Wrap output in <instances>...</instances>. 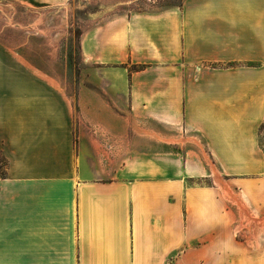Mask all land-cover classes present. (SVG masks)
Returning <instances> with one entry per match:
<instances>
[{"label":"crops","instance_id":"1","mask_svg":"<svg viewBox=\"0 0 264 264\" xmlns=\"http://www.w3.org/2000/svg\"><path fill=\"white\" fill-rule=\"evenodd\" d=\"M80 45L76 114L0 52V264H264V0L116 14Z\"/></svg>","mask_w":264,"mask_h":264},{"label":"rangeland","instance_id":"2","mask_svg":"<svg viewBox=\"0 0 264 264\" xmlns=\"http://www.w3.org/2000/svg\"><path fill=\"white\" fill-rule=\"evenodd\" d=\"M182 2L70 0L62 6L38 9L20 0H0V52H20L25 63L61 85L76 114L81 73L89 66L81 53L83 32L103 18L116 14L156 10ZM6 62L9 68L15 67V59L8 58ZM7 166L8 161L0 153L2 175H5ZM247 219L241 225L253 226Z\"/></svg>","mask_w":264,"mask_h":264}]
</instances>
